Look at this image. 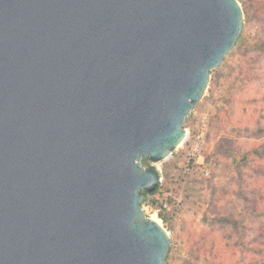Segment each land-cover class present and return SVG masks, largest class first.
I'll return each instance as SVG.
<instances>
[{"label":"water","instance_id":"95a60500","mask_svg":"<svg viewBox=\"0 0 264 264\" xmlns=\"http://www.w3.org/2000/svg\"><path fill=\"white\" fill-rule=\"evenodd\" d=\"M242 25L237 0H0V264H166L142 163Z\"/></svg>","mask_w":264,"mask_h":264},{"label":"rangeland","instance_id":"374dc122","mask_svg":"<svg viewBox=\"0 0 264 264\" xmlns=\"http://www.w3.org/2000/svg\"><path fill=\"white\" fill-rule=\"evenodd\" d=\"M237 2L240 37L183 125L192 137L206 123L199 161L209 177L181 175L183 144L166 160L142 163L162 172L174 197V218L143 209L170 237L166 264H264V159L253 154L264 151V0Z\"/></svg>","mask_w":264,"mask_h":264},{"label":"built area","instance_id":"2783aa9c","mask_svg":"<svg viewBox=\"0 0 264 264\" xmlns=\"http://www.w3.org/2000/svg\"><path fill=\"white\" fill-rule=\"evenodd\" d=\"M200 130H198L192 137L189 136L188 129H185V137L181 145H185L183 149V156L182 163L178 166L181 170L182 176H191V175H199L203 179H207L210 175L209 169L204 166V162L199 161L202 158L201 152L205 148V138L204 133L206 129V123L204 120L200 123ZM180 145V146H181ZM178 150L175 149L174 152ZM172 154L170 157H172ZM158 174L159 183L154 193H147L145 195L144 201L142 203L143 209L150 208L154 210L157 216L166 215L169 218H174L177 215V212H173V206L168 202V196H171L167 193L166 190L163 189V184L165 180L163 178L162 172L158 168H154ZM173 197V196H171ZM174 199V197H173ZM175 206L179 204V200L175 199Z\"/></svg>","mask_w":264,"mask_h":264},{"label":"trees","instance_id":"16d2710c","mask_svg":"<svg viewBox=\"0 0 264 264\" xmlns=\"http://www.w3.org/2000/svg\"><path fill=\"white\" fill-rule=\"evenodd\" d=\"M246 154H248V153H246ZM253 154L255 155V156H257L258 158H262V159H264V151H257V150H254L253 151ZM247 157V155H244L242 158H246ZM143 162H146V160H144ZM147 193L146 192H142V195L144 196V198H145V195H146ZM226 221V220H225Z\"/></svg>","mask_w":264,"mask_h":264},{"label":"bare ground","instance_id":"6f19581e","mask_svg":"<svg viewBox=\"0 0 264 264\" xmlns=\"http://www.w3.org/2000/svg\"><path fill=\"white\" fill-rule=\"evenodd\" d=\"M150 219H152L153 221L157 222L158 224H160L158 218L153 214L149 217Z\"/></svg>","mask_w":264,"mask_h":264}]
</instances>
